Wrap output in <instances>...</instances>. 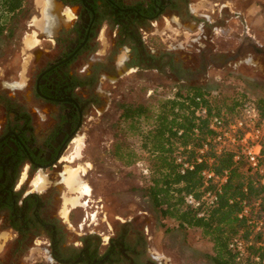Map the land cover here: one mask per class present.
Returning a JSON list of instances; mask_svg holds the SVG:
<instances>
[{"label": "flooded vegetation", "instance_id": "1", "mask_svg": "<svg viewBox=\"0 0 264 264\" xmlns=\"http://www.w3.org/2000/svg\"><path fill=\"white\" fill-rule=\"evenodd\" d=\"M49 1L31 24L38 41L27 82L12 93L0 85V264H165L147 253L129 220L101 236L86 221L91 212L75 226L63 214L65 167L77 139L124 76L153 72L198 86L209 67L264 47L256 51L241 34L234 48H221L215 29L237 16L200 0ZM216 53L236 56L220 64Z\"/></svg>", "mask_w": 264, "mask_h": 264}, {"label": "rangeland", "instance_id": "2", "mask_svg": "<svg viewBox=\"0 0 264 264\" xmlns=\"http://www.w3.org/2000/svg\"><path fill=\"white\" fill-rule=\"evenodd\" d=\"M40 3V0H27L29 10L19 29L12 37L0 41V52H3L0 57V85L12 88L8 92L17 91L13 89L27 82L30 46L35 43L33 41H38L31 31L35 29L31 24L38 23ZM199 5H210L216 13L221 9L237 16L227 21L225 26L216 27L214 35L222 40L221 48H234L241 34L264 47V0H200ZM168 32L177 36V30L171 27ZM179 33V39L184 35L188 40L189 33ZM113 85L109 86L112 91L110 99L89 121L90 126L84 130L85 137L77 139L69 157L73 162L65 167L67 187L63 193V214L70 213V223L75 226L82 214L91 212L86 221H92L91 227L95 231H103L101 236L111 232L109 226L116 229L123 219L129 220L140 229L147 253L165 264H216L212 259L215 253L212 240L198 227L181 228L174 219L162 217L147 193L153 175L148 154L142 148L141 134L151 126L159 103L169 98L175 89L191 86L175 83L153 72L124 76ZM195 87L215 96L214 104H230L244 97L255 100L263 97L264 54L245 49L240 59L219 68L209 67L205 81ZM22 92L19 90L18 94ZM126 105H144L148 109L147 116L140 117L130 127L129 121L121 116ZM117 149H120L121 157L115 155ZM72 168L77 171L79 185L88 183L91 193L89 196L81 195V204L66 212L70 208L68 200L80 194L76 187L78 184H74L72 189L66 182L67 171Z\"/></svg>", "mask_w": 264, "mask_h": 264}, {"label": "trees", "instance_id": "3", "mask_svg": "<svg viewBox=\"0 0 264 264\" xmlns=\"http://www.w3.org/2000/svg\"><path fill=\"white\" fill-rule=\"evenodd\" d=\"M27 0H0V41L12 37L29 8ZM3 52H0V57ZM203 96V102L208 112L237 114L239 99L232 103H213V95L200 87L176 89L171 98H167L158 105V112L153 117L151 126L142 132V148L148 154L152 183L147 193L152 203L165 218L174 219L181 228L198 227L208 236L214 247L213 261L216 264H261L254 260L255 254L264 255V246L256 244L260 235L247 228L245 221L237 217L241 207V199H252L261 196L264 204L263 190L254 185L243 165L232 160V153L225 151L213 156L211 167L216 171L227 170L228 179L224 185L218 203L207 211L203 217L197 216V211L185 203V195L189 192L199 193L201 177L197 165L195 169L180 173L174 163V155L179 147L191 144L192 149L200 144L203 137L211 133L207 127V119L198 117L194 112L197 105L195 96ZM248 97L242 98L243 100ZM260 113L264 116V96L253 99ZM147 107L144 105L124 106L121 116L129 121V126L138 122L140 117L147 116ZM132 124V125H131ZM194 127L198 133H192ZM181 129V133L177 131ZM191 149L190 156H193ZM180 150V149H179ZM183 152V150H180ZM115 155L121 157L120 149ZM248 184L247 193H243L242 185ZM230 197L235 199L230 203ZM242 238L252 237L254 242L249 246V253L244 260H237L235 253L228 247V242L235 236Z\"/></svg>", "mask_w": 264, "mask_h": 264}, {"label": "built area", "instance_id": "4", "mask_svg": "<svg viewBox=\"0 0 264 264\" xmlns=\"http://www.w3.org/2000/svg\"><path fill=\"white\" fill-rule=\"evenodd\" d=\"M194 98L197 102L194 112L198 117L207 119V127L211 133L205 135L194 149L188 144L179 147L174 155V163L180 173L193 170L197 165H203L199 169L201 177L199 193H187L185 203L195 209L199 217L205 216L207 211L218 203L228 179V171H216L211 167L213 160L211 153L218 155L225 151L232 153L234 162L243 165L246 173L252 177L254 185L262 188L264 195V116L253 99H240L241 104L237 106V114L231 116L223 112L209 113L203 102L204 97L198 95ZM177 133L180 134L181 129ZM192 133L197 134L198 128L194 127ZM191 149L193 156H190ZM242 191L243 193L248 191L246 182L242 185ZM234 199L230 197L229 202ZM237 217L243 219L247 228L253 233L260 235L256 244L264 246V204L261 196L252 199L242 198ZM253 243L255 242L252 237L242 238L237 235L228 242V247L235 253L237 260H244L249 253V246ZM253 258L264 264V255L255 254Z\"/></svg>", "mask_w": 264, "mask_h": 264}, {"label": "bare ground", "instance_id": "5", "mask_svg": "<svg viewBox=\"0 0 264 264\" xmlns=\"http://www.w3.org/2000/svg\"><path fill=\"white\" fill-rule=\"evenodd\" d=\"M39 1V0H38ZM42 2V5L44 4L45 6H47L49 8L51 2H46V0H40ZM52 6V4H51ZM49 10V9H48ZM51 10V9H50ZM48 12V11H47ZM52 12V10H51ZM50 13V12H49ZM46 14V13H45ZM49 16H48V20H49ZM46 20V19H45ZM48 22V21H47ZM31 35H34V33H32ZM37 37V36H36ZM34 38V37H33ZM36 39V38H35ZM34 40V39H33ZM38 40V39H37ZM33 42H36V41H33ZM68 176L66 178V182L67 184L70 186V188H75L74 184L78 186H76L79 191L78 193H80L79 195H76V197L74 196V198L72 199H69L68 201L70 202V208L69 209H66V212H68L71 208H74L76 207L78 204H81L79 202V198L81 197V195H85V196H89L90 193H91V186L86 183V182H83V183H80L81 185H79V177L77 176V171L76 169H69L68 171ZM83 173H84V170H83ZM77 190V189H76ZM67 200V199H66ZM88 201V199H87ZM98 207V206H97Z\"/></svg>", "mask_w": 264, "mask_h": 264}, {"label": "water", "instance_id": "6", "mask_svg": "<svg viewBox=\"0 0 264 264\" xmlns=\"http://www.w3.org/2000/svg\"><path fill=\"white\" fill-rule=\"evenodd\" d=\"M254 48H255L256 51H261L262 50V47L261 46L254 45ZM213 56L216 57V58H218L220 64H224L227 61L233 59L236 55H230V56H228L225 53H216Z\"/></svg>", "mask_w": 264, "mask_h": 264}, {"label": "crops", "instance_id": "7", "mask_svg": "<svg viewBox=\"0 0 264 264\" xmlns=\"http://www.w3.org/2000/svg\"><path fill=\"white\" fill-rule=\"evenodd\" d=\"M44 7V6H43ZM46 8H44V10H45ZM46 11V10H45ZM45 13V12H44ZM44 16H45V14H44Z\"/></svg>", "mask_w": 264, "mask_h": 264}]
</instances>
